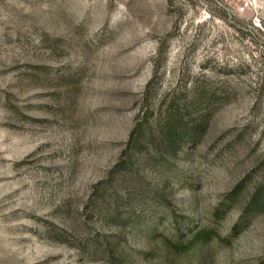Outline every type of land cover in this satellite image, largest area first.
Returning <instances> with one entry per match:
<instances>
[{"label":"rangeland","instance_id":"rangeland-1","mask_svg":"<svg viewBox=\"0 0 264 264\" xmlns=\"http://www.w3.org/2000/svg\"><path fill=\"white\" fill-rule=\"evenodd\" d=\"M263 182L264 0H0V264H264Z\"/></svg>","mask_w":264,"mask_h":264},{"label":"trees","instance_id":"trees-1","mask_svg":"<svg viewBox=\"0 0 264 264\" xmlns=\"http://www.w3.org/2000/svg\"><path fill=\"white\" fill-rule=\"evenodd\" d=\"M175 124H177L176 121L167 123L169 127L167 135L164 132H162V135H159V138L165 141L164 149L172 154L177 153V144L175 140L176 136L174 135ZM136 129L137 128H133V130L131 131V138L133 137V139ZM160 130L162 129L159 128V131ZM143 142L144 141H140L139 139L136 140L137 146H143ZM262 192H264V182L252 194L250 204L245 209V212L261 210L264 208V195L262 194ZM242 215L244 214H241L240 218L242 217ZM239 227L240 220L231 226V234L237 233L239 231ZM215 237L221 238L217 230H215L213 227L199 228L190 231L189 237H186L184 242L174 244L177 255L174 259V262H171L169 264H185V262L192 264H207L210 258V252L206 250V247L208 245V242L215 239Z\"/></svg>","mask_w":264,"mask_h":264}]
</instances>
